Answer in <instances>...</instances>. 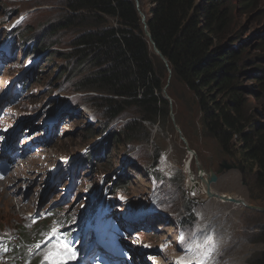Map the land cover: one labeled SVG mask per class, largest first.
<instances>
[{"label":"rangeland","instance_id":"1","mask_svg":"<svg viewBox=\"0 0 264 264\" xmlns=\"http://www.w3.org/2000/svg\"><path fill=\"white\" fill-rule=\"evenodd\" d=\"M61 1L0 0V49L14 50L3 59L9 68L0 82V92L7 99L2 101L7 104L0 120V142L10 138L33 147L12 176L0 179V242L9 237L17 243L21 235L16 229H30V224L46 211L47 216L56 217L46 229L58 226L60 231L71 224L78 226L92 216V208H100L104 219L124 227L130 236V242L125 243L149 262L172 263L184 247L186 251L195 242L200 246L211 240L199 264H249L253 256L264 251L258 230L264 224V212L252 208H264V201L253 200L250 192L259 197H264L263 193L254 187V177L243 164L220 155L215 142L200 133L198 116L187 117L194 126L193 138L183 135L173 113L171 130L163 132L158 125L145 124L147 135H138V141L124 145H109V159L95 164L94 170L85 163L86 150L101 138L92 140L89 136L97 131L101 119L99 111L91 106L92 95L72 93L75 87L60 78L62 70L75 63L62 56L71 51L74 34L55 31L65 14ZM149 8L146 5L147 11ZM244 21L254 31L260 30L256 28L258 21L249 23L242 18ZM37 46L42 55L35 54ZM14 90L20 91L16 92L18 96ZM51 110L55 117L51 130L57 131L52 142L44 128ZM125 122L119 120L109 126L107 134L119 131ZM22 124V129L14 131ZM223 161L238 170L223 172L212 185L213 192L238 195L246 206L235 209L233 204L216 199L198 200L188 190L191 176L197 182L199 171L215 172ZM48 167L55 168L52 177L44 173ZM118 178L127 183L124 188H116ZM187 201L193 222L185 218ZM50 246L42 247L38 255L44 257ZM138 246L145 249L141 252L145 254H137ZM152 254L158 257L154 259Z\"/></svg>","mask_w":264,"mask_h":264},{"label":"trees","instance_id":"2","mask_svg":"<svg viewBox=\"0 0 264 264\" xmlns=\"http://www.w3.org/2000/svg\"><path fill=\"white\" fill-rule=\"evenodd\" d=\"M138 1L150 38L136 0L61 1L65 14L55 31L74 34L71 51L62 56L75 63L63 69L60 78L75 87L72 93L92 95L91 106L101 119L98 133L89 134L92 140L101 138L86 150L85 163L94 170L95 164L109 159V145L147 135L145 124L171 130L172 107L185 137L194 136L188 115L198 116L200 133L215 142L220 155L243 164L264 196V0ZM242 18L258 21L260 30L247 27ZM41 50L37 46L35 54L42 55ZM166 87L172 106L164 95ZM119 120L126 122L107 134ZM126 184L118 178L116 188ZM184 207L185 218L192 220L190 202ZM48 223L16 229L21 237L14 245L13 262L25 263ZM258 230L264 242V224ZM249 262L264 264V251Z\"/></svg>","mask_w":264,"mask_h":264},{"label":"water","instance_id":"3","mask_svg":"<svg viewBox=\"0 0 264 264\" xmlns=\"http://www.w3.org/2000/svg\"><path fill=\"white\" fill-rule=\"evenodd\" d=\"M136 4H137V8H138V10L140 12L141 18H142V23L145 26L146 36L150 38V34L147 31V25L145 23L146 15L140 10V2L138 0H136ZM155 52L160 56V58L164 61V63L167 66V62H166L165 58L160 54V52L157 49H155ZM169 72L171 73V70H169ZM166 89H167V87L164 90L165 98L170 102V105L172 106V101H171L170 97L167 95V90ZM53 115H54L53 112H51L50 115H48V120L45 123V127H44V128H46V136L48 137L47 139H51L50 142L55 140L56 137H57V131H55L53 133V131L51 130L52 123L55 121V117H53ZM171 119L174 121V115L172 113V107H171ZM24 123H25V121H23V124ZM23 124L19 125V126L17 125L16 128L14 129V131H19L20 129H22V127L24 126ZM175 129H176V131L178 133H181L180 129L177 126H175ZM183 141H185V140L183 139ZM185 144L188 146L186 141H185ZM189 154H190L191 157L193 156L191 150H189ZM191 160L192 159H189V161H191ZM232 170H238V167L236 165H233V164H228L227 161H223V163L219 165V169L217 171H215V172L206 173V172H203V171H199L197 182H199V183H201L202 185L205 186V188H206V197L208 199H217V200H220V201H223V202H228V203L237 202L236 201L237 199H233V198L229 197L228 195H225V194L224 195H218L217 193L212 192L213 191L212 190V185L218 182L219 176L223 172H229V171H232ZM194 178H195V176H194ZM237 204H238V202H237ZM252 208H255V209H258V210L264 212V208H260V207H252Z\"/></svg>","mask_w":264,"mask_h":264},{"label":"bare ground","instance_id":"4","mask_svg":"<svg viewBox=\"0 0 264 264\" xmlns=\"http://www.w3.org/2000/svg\"><path fill=\"white\" fill-rule=\"evenodd\" d=\"M9 68V67H7ZM188 166H189V162H188ZM191 178L193 179H190V182H189V185H188V190L190 192H192V194L194 195H197L199 197L198 200H200V198L202 197H206V188L204 185H202L201 183L199 182H196L194 180V177L191 176ZM49 186H50V183H49ZM213 192V191H212ZM218 195H222V194H218ZM231 195V194H230ZM229 196V195H228ZM233 199H237L236 201L238 202H235V203H231L233 204L232 207H234L235 209L237 207H243V206H246V201L242 198H240V196H236L235 194L229 196ZM217 200V199H216ZM206 201V200H205ZM219 202H222V203H226V202H223V201H220L218 200ZM200 231V230H199ZM219 232V231H218ZM206 233V232H205ZM214 234V233H213ZM224 234V232H223ZM205 235V234H204ZM208 236V235H206ZM205 238V237H204ZM211 241V240H210ZM208 241L207 243L203 244V245H200L198 246L199 244L197 242H195L194 246L193 247H190V249L186 250V252H183L181 255H179L178 257L175 258L174 261H172V263H166L165 261H162V262H159V264H199L200 262L203 261L204 257L206 256L207 254V249H208V246L211 244V242ZM151 245V244H150ZM152 247V245L150 246ZM212 247V246H211ZM213 248V247H212ZM138 250L137 251V254L141 253V252H144L142 250H145L143 247L141 246H138ZM217 250V249H216ZM141 254H145V253H141ZM140 255V254H139ZM154 259L156 257H158V255H155V254H152L151 255ZM231 261V260H230ZM142 264H152L151 262H143Z\"/></svg>","mask_w":264,"mask_h":264},{"label":"snow or ice","instance_id":"5","mask_svg":"<svg viewBox=\"0 0 264 264\" xmlns=\"http://www.w3.org/2000/svg\"><path fill=\"white\" fill-rule=\"evenodd\" d=\"M48 247V251L43 258L42 264H68L70 259H74L77 255L73 246L64 238L59 227H53L45 237L42 244H37V250L42 247Z\"/></svg>","mask_w":264,"mask_h":264},{"label":"built area","instance_id":"6","mask_svg":"<svg viewBox=\"0 0 264 264\" xmlns=\"http://www.w3.org/2000/svg\"><path fill=\"white\" fill-rule=\"evenodd\" d=\"M188 215V214H187ZM187 215H185V216H187Z\"/></svg>","mask_w":264,"mask_h":264}]
</instances>
